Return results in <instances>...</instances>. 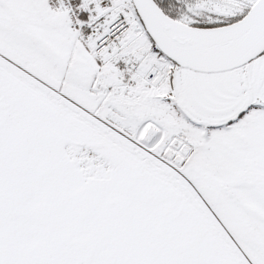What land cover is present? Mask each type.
Instances as JSON below:
<instances>
[{"label":"snow or ice","instance_id":"snow-or-ice-1","mask_svg":"<svg viewBox=\"0 0 264 264\" xmlns=\"http://www.w3.org/2000/svg\"><path fill=\"white\" fill-rule=\"evenodd\" d=\"M0 264H264V0H0Z\"/></svg>","mask_w":264,"mask_h":264}]
</instances>
